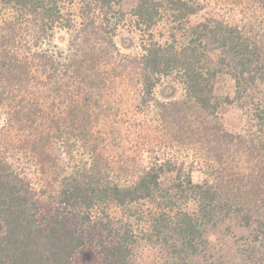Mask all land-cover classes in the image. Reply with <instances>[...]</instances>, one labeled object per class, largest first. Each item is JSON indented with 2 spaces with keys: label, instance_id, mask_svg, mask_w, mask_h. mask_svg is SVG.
<instances>
[{
  "label": "trees",
  "instance_id": "1",
  "mask_svg": "<svg viewBox=\"0 0 264 264\" xmlns=\"http://www.w3.org/2000/svg\"><path fill=\"white\" fill-rule=\"evenodd\" d=\"M125 2L0 0V264H237L226 220L264 247V0Z\"/></svg>",
  "mask_w": 264,
  "mask_h": 264
},
{
  "label": "rangeland",
  "instance_id": "2",
  "mask_svg": "<svg viewBox=\"0 0 264 264\" xmlns=\"http://www.w3.org/2000/svg\"><path fill=\"white\" fill-rule=\"evenodd\" d=\"M137 1L138 0H126L124 10L132 8ZM68 36L69 35L66 32H59V34L56 35L55 42H57L59 46L65 47L68 42ZM125 38L129 39V36H127L126 33L123 36L119 35L117 42L122 49L131 51L132 47L127 45L125 46L123 43ZM233 88V82L229 78L222 77L218 82L217 94L224 95L228 92L232 93ZM181 92L182 90L180 86L167 82L164 86L158 89L157 96L164 100L176 99L180 96ZM242 113L243 112L236 107H224L221 110L225 125L229 129L234 128V126L239 127L245 124L246 119ZM235 114H239L241 117L234 119ZM5 119V115H1V125L5 123ZM163 182L166 186H168L170 182H172V177L165 178ZM209 237L211 239L210 247L212 248H215V246H217V248H221V244H224L226 239H228V247H232L235 251L240 248L239 250H241L244 254L239 255L237 264H264V247L259 249L257 248L254 252H252L254 246L251 241L252 230L241 228L237 220H226L217 228H210ZM162 255L163 253L158 248L153 249L145 242H141L139 247L136 249V260L138 264H164V260H161ZM98 257V250L84 249L77 257V264H97Z\"/></svg>",
  "mask_w": 264,
  "mask_h": 264
}]
</instances>
